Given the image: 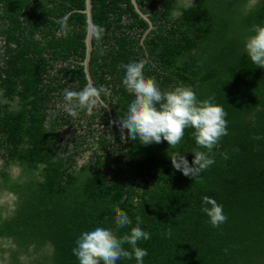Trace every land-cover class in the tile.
Masks as SVG:
<instances>
[{
    "label": "trees",
    "instance_id": "obj_1",
    "mask_svg": "<svg viewBox=\"0 0 264 264\" xmlns=\"http://www.w3.org/2000/svg\"><path fill=\"white\" fill-rule=\"evenodd\" d=\"M137 3L154 25L143 40L148 23L131 0H92L94 26L105 30L92 36L93 85L108 89L114 121L133 99L119 67L129 62L144 61L162 90L214 96L228 114L215 163L196 178L173 166L171 157L191 164L207 151L192 128L171 148L122 141L102 104L69 115L65 90L86 85V15L74 10L84 0H0V198L13 194L0 204V264H79L76 241L98 223L119 236L138 223L149 232L137 245L148 251L143 264H264V68L244 53L253 26H264V0ZM204 196L223 205L226 223L211 225ZM120 212L131 220L123 229Z\"/></svg>",
    "mask_w": 264,
    "mask_h": 264
},
{
    "label": "clouds",
    "instance_id": "obj_2",
    "mask_svg": "<svg viewBox=\"0 0 264 264\" xmlns=\"http://www.w3.org/2000/svg\"><path fill=\"white\" fill-rule=\"evenodd\" d=\"M104 31L101 26L92 28L96 39H100ZM252 32L254 34L246 38L244 53H247L253 64L264 68V26L254 25ZM119 67L125 72L122 83L133 95L126 115L119 117L118 121H113L120 129L121 140L138 138L143 145L167 141L171 148H175L181 143L185 130L192 128L197 145L207 151L193 152L194 160L191 164L185 155L171 157L173 166L185 176L196 178L213 165L215 158L211 153L222 138L228 135V114L222 105L214 102L215 97L200 100L190 85L162 90L154 77L145 76V64L142 60ZM107 93L106 87L97 88L92 84L86 85L80 91L66 89L64 107L72 116L78 115V108L91 113L103 103L102 94ZM233 151L239 149L235 148ZM222 155L225 159L229 158L227 153ZM201 211L209 217L213 227L227 222L228 217L224 213L223 205L214 198L204 196ZM130 223L129 216L124 212H120L115 220L117 229H123ZM168 235L171 236V229ZM149 239L150 233L142 230L139 223L131 228L130 234L123 236L98 223L91 230L81 233L76 241L77 246L72 251L79 264H116L121 258L132 259L133 256L137 264H143L148 251L137 245L139 241ZM125 244L130 246L131 251L125 249Z\"/></svg>",
    "mask_w": 264,
    "mask_h": 264
},
{
    "label": "water",
    "instance_id": "obj_3",
    "mask_svg": "<svg viewBox=\"0 0 264 264\" xmlns=\"http://www.w3.org/2000/svg\"><path fill=\"white\" fill-rule=\"evenodd\" d=\"M131 3L134 7V10L148 23V28L144 31V33L142 35V40H143L145 38L146 34L150 31V29L154 27V25L152 24V21L149 18V13L143 12L141 10V8L139 7V5L137 3V0H131ZM74 10L79 11L81 13H84L86 15V33H85V38H84L85 54H84L83 60L81 61V64L83 66V70L85 73L86 85H88V84L93 85V79L91 77L90 70H89V62H90V57H91V51L93 48V46H92V36H93L92 28L94 26L93 17H92V0H84V7L83 8H77ZM102 100H103L102 105L107 109L109 117H110L109 125L112 127L114 120L112 119V112H111L110 106L103 98H102Z\"/></svg>",
    "mask_w": 264,
    "mask_h": 264
},
{
    "label": "flooded vegetation",
    "instance_id": "obj_4",
    "mask_svg": "<svg viewBox=\"0 0 264 264\" xmlns=\"http://www.w3.org/2000/svg\"><path fill=\"white\" fill-rule=\"evenodd\" d=\"M58 32V31H57ZM85 38V37H84ZM84 40V39H83ZM85 49V48H84ZM68 63H67V61H63L62 63H59L58 65L60 66V65H67ZM80 64H81V61H80ZM68 66V65H67ZM69 67V66H68ZM53 72V71H52ZM20 85H21V83L20 82H18L17 83V86H19L20 87ZM1 92L2 91H0V94H1ZM107 110V109H106ZM2 161L0 160V163H1ZM17 171H18V167H16V166H13L12 167V170H11V172H12V178H16V176H17ZM4 194H5V196L4 197H1L0 198V204L4 201V200H7V201H9V202H11V200L13 199V194L11 193V192H4ZM0 244H2V245H5L6 244V242H5V244H3V242H1V239H0Z\"/></svg>",
    "mask_w": 264,
    "mask_h": 264
}]
</instances>
